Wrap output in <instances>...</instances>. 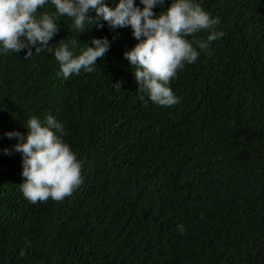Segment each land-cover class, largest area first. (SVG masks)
Wrapping results in <instances>:
<instances>
[{
    "label": "trees",
    "instance_id": "1",
    "mask_svg": "<svg viewBox=\"0 0 264 264\" xmlns=\"http://www.w3.org/2000/svg\"><path fill=\"white\" fill-rule=\"evenodd\" d=\"M197 2L222 36L178 71L171 106L137 90L123 57L137 42L130 27L93 20L79 34L56 17L53 47L111 41L93 72L67 79L50 51L0 55V264H264V0ZM46 113L64 126L81 183L30 203L3 134Z\"/></svg>",
    "mask_w": 264,
    "mask_h": 264
},
{
    "label": "clouds",
    "instance_id": "2",
    "mask_svg": "<svg viewBox=\"0 0 264 264\" xmlns=\"http://www.w3.org/2000/svg\"><path fill=\"white\" fill-rule=\"evenodd\" d=\"M46 3L54 11L37 15ZM158 5L162 7L156 12ZM58 16L69 18L71 28L79 34L93 20L91 25L97 28L104 24L113 30L130 27L137 42L123 57L132 69L137 90L146 92L153 104L165 107L179 102L170 87L178 71L193 64L210 42L222 36L214 30L219 19L210 17L197 0H111V4L108 0H0V55L23 51L28 59L50 51L59 65L57 75L64 79L81 70L93 72L97 58L105 56L111 41L94 36L78 54L63 39L53 47L49 41L60 31ZM201 30L208 31L206 39H187ZM120 85V81L114 83L116 88ZM23 123L26 132L14 129L3 134L16 140L3 153L21 157L20 192L30 203L64 199L81 183L82 163L64 140V126L50 113L42 119L30 116ZM177 230L183 234L185 229L177 225ZM19 256L25 252L21 250Z\"/></svg>",
    "mask_w": 264,
    "mask_h": 264
}]
</instances>
